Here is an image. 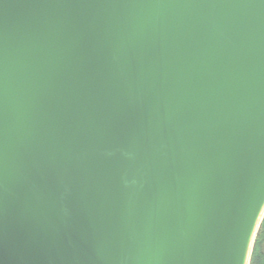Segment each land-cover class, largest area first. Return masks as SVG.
I'll use <instances>...</instances> for the list:
<instances>
[{
    "label": "water",
    "instance_id": "water-1",
    "mask_svg": "<svg viewBox=\"0 0 264 264\" xmlns=\"http://www.w3.org/2000/svg\"><path fill=\"white\" fill-rule=\"evenodd\" d=\"M264 220V0H0V264H251Z\"/></svg>",
    "mask_w": 264,
    "mask_h": 264
},
{
    "label": "trees",
    "instance_id": "trees-1",
    "mask_svg": "<svg viewBox=\"0 0 264 264\" xmlns=\"http://www.w3.org/2000/svg\"><path fill=\"white\" fill-rule=\"evenodd\" d=\"M264 220L256 238L251 264H264Z\"/></svg>",
    "mask_w": 264,
    "mask_h": 264
},
{
    "label": "rangeland",
    "instance_id": "rangeland-1",
    "mask_svg": "<svg viewBox=\"0 0 264 264\" xmlns=\"http://www.w3.org/2000/svg\"><path fill=\"white\" fill-rule=\"evenodd\" d=\"M263 249H264V244H263Z\"/></svg>",
    "mask_w": 264,
    "mask_h": 264
}]
</instances>
